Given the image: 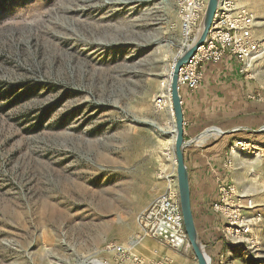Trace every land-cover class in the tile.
<instances>
[{
  "label": "rangeland",
  "instance_id": "obj_1",
  "mask_svg": "<svg viewBox=\"0 0 264 264\" xmlns=\"http://www.w3.org/2000/svg\"><path fill=\"white\" fill-rule=\"evenodd\" d=\"M235 1L255 16L258 56L207 63L196 90L178 86L206 107L185 140L217 143L219 181L260 213L240 241L222 233L215 256L200 240L204 252L264 264V121L249 118L264 114V0ZM180 52L175 0H0V264H119L106 245L134 238L176 175L168 80ZM163 250L153 262L134 251L142 264H198L190 245Z\"/></svg>",
  "mask_w": 264,
  "mask_h": 264
},
{
  "label": "built area",
  "instance_id": "obj_2",
  "mask_svg": "<svg viewBox=\"0 0 264 264\" xmlns=\"http://www.w3.org/2000/svg\"><path fill=\"white\" fill-rule=\"evenodd\" d=\"M207 0H175L176 14L181 36V52L187 48L198 28ZM256 20L254 14L242 3L235 0H218L214 18L205 42L178 71V85L196 90L202 82L204 66L218 63L225 57H233L241 63L251 61L259 54V43L254 37ZM168 94L170 95L169 88ZM158 103L161 99L157 100ZM249 145L235 141L233 146L243 148ZM232 149V148H231ZM218 186V197L211 204L213 212L225 220L224 236L237 241L250 233L252 220L259 219L260 213H252L250 199L240 196L233 184ZM139 232L127 243H109L105 251L111 252L119 263L130 260L142 264L135 255V247L146 238H152L171 248L188 247L187 235L179 202L175 174H171L165 187L137 215Z\"/></svg>",
  "mask_w": 264,
  "mask_h": 264
},
{
  "label": "crops",
  "instance_id": "obj_3",
  "mask_svg": "<svg viewBox=\"0 0 264 264\" xmlns=\"http://www.w3.org/2000/svg\"><path fill=\"white\" fill-rule=\"evenodd\" d=\"M228 58L225 57L224 60ZM205 108V103H202V100L192 99L188 93L185 94L182 100L185 138L195 137L199 133ZM259 117L262 119L260 120L261 125L264 121L263 113L249 116L250 119H258ZM246 120L248 121L249 119L247 118ZM246 120L243 124L247 127ZM236 127L238 126L233 125L231 129ZM256 127H259V122L256 123ZM217 146V143H212L211 141L201 148H196L195 145H187L184 149V162L188 171L191 209L195 227L200 240L206 245L212 256L216 255L217 248L222 244L221 238L222 233H224L221 216L211 209V204L217 199L215 193L217 173L220 172L219 167L224 166L221 161L222 151L218 153ZM163 246L165 245L150 238L137 245L134 250L151 262L157 259V256L163 255ZM115 263L119 262L115 260ZM119 264L135 263L126 260Z\"/></svg>",
  "mask_w": 264,
  "mask_h": 264
},
{
  "label": "water",
  "instance_id": "obj_4",
  "mask_svg": "<svg viewBox=\"0 0 264 264\" xmlns=\"http://www.w3.org/2000/svg\"><path fill=\"white\" fill-rule=\"evenodd\" d=\"M218 0H207L206 8L198 25V28L187 48L179 55L173 64L172 76L170 79V100L173 111L174 124L176 128L174 136V154L176 161V179L179 192V202L183 218V225L187 235L188 243L197 259L198 264H210L209 257L204 252L203 246L198 237L195 227L190 199V187L188 171L184 162V149L192 140L184 139V116L182 110V101L179 94L178 71L180 67L187 62L195 50L201 46L208 35ZM262 130V129H260ZM232 131V130H231ZM231 131H228L231 132ZM82 264H105L96 260L84 262Z\"/></svg>",
  "mask_w": 264,
  "mask_h": 264
},
{
  "label": "bare ground",
  "instance_id": "obj_5",
  "mask_svg": "<svg viewBox=\"0 0 264 264\" xmlns=\"http://www.w3.org/2000/svg\"><path fill=\"white\" fill-rule=\"evenodd\" d=\"M172 71H173V66H172V69H171V71H170V73H169V86H170V79H171V76H172ZM169 88V87H168ZM168 132H170L171 133V135H172V137L174 138V136H175V132H176V128H175V124L173 123V125H172V128L170 129V131L168 130ZM96 261H98V260H96ZM98 262H100V261H98ZM82 263H84V262H82ZM81 263V264H82Z\"/></svg>",
  "mask_w": 264,
  "mask_h": 264
}]
</instances>
